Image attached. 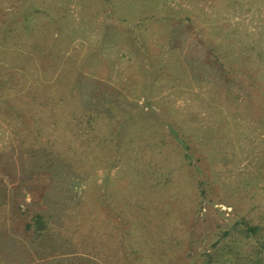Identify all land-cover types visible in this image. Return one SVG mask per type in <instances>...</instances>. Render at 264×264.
<instances>
[{"label":"rangeland","instance_id":"374dc122","mask_svg":"<svg viewBox=\"0 0 264 264\" xmlns=\"http://www.w3.org/2000/svg\"><path fill=\"white\" fill-rule=\"evenodd\" d=\"M37 73L87 75L83 97L101 86L108 141L85 146L50 105L29 115L0 100L1 235L24 244L25 222L55 203L68 230L57 254L23 246L2 264H203L191 233L223 222L211 203L264 222V0H0V94ZM35 132L71 155L55 182L19 160Z\"/></svg>","mask_w":264,"mask_h":264},{"label":"trees","instance_id":"16d2710c","mask_svg":"<svg viewBox=\"0 0 264 264\" xmlns=\"http://www.w3.org/2000/svg\"><path fill=\"white\" fill-rule=\"evenodd\" d=\"M86 76L81 77L79 80L73 76H65L63 78L46 76L41 78L39 73H37L33 76L29 86L23 93L18 90L19 88L17 90L14 89L16 90L15 97L9 100L4 99L7 93H1V106L12 105L16 100L21 105V108L25 110L24 112L30 115L44 111L50 105L51 108H55L53 115L57 121H66V123L73 121L78 126V134L87 136V141L82 139L85 146L90 147L91 143L96 141V144L105 148L108 138L103 127L112 118L113 110H110L109 106L111 107L113 104L110 100L107 101L101 86L97 90L96 88H89L90 93L87 89V96H82L85 91ZM79 85H83L81 89H79ZM73 103L76 104L69 108L68 106H72ZM33 120L42 122L44 117L40 116L38 118L35 116ZM40 134L35 132L34 136H31L34 137L33 139L27 136L21 139L18 145L19 160L23 168L25 167L23 165L25 161H28V167L50 168L49 176L51 182H55L60 179L59 167L61 166L60 159L62 155L65 154L63 159L67 163H69L71 155L67 153V150L66 152L61 151V144L57 145L54 142L56 139L53 138L51 140V138H48L42 141ZM10 161L14 163L12 158H10ZM27 168L25 167L24 170ZM169 173L170 171L167 174L163 173L167 179H162V181L155 180V186L166 185L169 181L167 177ZM76 184V182H73L71 185L75 186ZM198 186L200 199L196 220L205 218L206 215L204 213L200 216V211L205 205L206 189L201 180L198 182ZM59 187L65 188L64 186ZM50 188L52 190L53 186L51 185ZM54 193L56 192L53 191ZM208 203L210 204L211 202L209 201ZM5 205L6 190L0 186V215ZM55 206L59 212L38 210L25 222L24 233H29V239H26L27 242H24V244L23 238H17L14 234H6L3 238L0 229V249L3 250L2 253L0 252V264L4 262L5 254L8 256V253L11 254L14 249L22 248L23 246L27 249L34 246L45 257L57 254L58 241L62 238V233L64 231L67 233L68 230L65 228L64 222L61 221L62 204L55 203ZM210 208L215 210L221 217L224 216L223 222L218 223L213 232L205 230L200 233L195 226L191 233L192 241L199 243L198 256L203 264H264V222H254L253 219L245 215L228 219L225 217V211L213 207V203H211ZM251 208L255 209V207ZM5 224L6 220L0 219V227L2 228ZM62 251L59 250L58 252L63 253Z\"/></svg>","mask_w":264,"mask_h":264}]
</instances>
